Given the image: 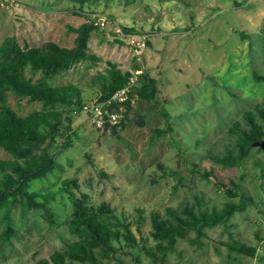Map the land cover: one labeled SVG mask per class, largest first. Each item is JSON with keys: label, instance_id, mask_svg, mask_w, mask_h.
Masks as SVG:
<instances>
[{"label": "rangeland", "instance_id": "rangeland-1", "mask_svg": "<svg viewBox=\"0 0 264 264\" xmlns=\"http://www.w3.org/2000/svg\"><path fill=\"white\" fill-rule=\"evenodd\" d=\"M68 5L65 0H0V46L13 36L24 47L55 42L74 48L78 32L71 25L93 23L88 48L99 58L81 60L49 81L78 84L90 105L100 93L94 76L106 73L113 62L143 79L155 78L156 95L151 101L135 95L131 110L106 130L83 113L70 145L58 137L51 147L56 167L32 181L30 189L49 198L61 222L52 226L43 208L14 207L18 237L0 248V262L35 264L65 249L75 239L64 221L74 212L72 190L86 192L96 204L111 202L153 247L152 210L166 214L169 206L183 210L185 203L199 205L200 200L211 210L240 201L205 176V170H213L229 185L234 181V189L239 187L251 204L235 211L227 224L207 227L204 246L192 243L195 233L190 232L165 260L140 252L137 261L136 253L126 250L112 264H264V148H252L242 165L216 159L231 144L234 121L264 99V82L253 75L255 69L264 73V0H100L86 13L70 11ZM144 34L149 39L142 49L137 41ZM27 74L37 80L42 73L28 68ZM7 93L22 115L42 107L41 101ZM71 108V114L80 111L77 105ZM156 128L166 131L155 133ZM11 158L0 145V159ZM2 216L0 211V241ZM234 240L257 246L256 254L232 250L228 243Z\"/></svg>", "mask_w": 264, "mask_h": 264}, {"label": "trees", "instance_id": "trees-1", "mask_svg": "<svg viewBox=\"0 0 264 264\" xmlns=\"http://www.w3.org/2000/svg\"><path fill=\"white\" fill-rule=\"evenodd\" d=\"M65 1H68L70 11L76 13H86L87 6L100 2ZM71 28L78 32V45L74 48L55 42L44 46L24 47L13 36H7L0 46V145L13 156L11 159H0V211L5 222L0 241L2 249L6 244L13 242L14 236L18 237L12 216L14 207L43 208L52 226L61 222L48 204L49 198L40 191L31 190L30 185L32 181L43 178L56 167L57 158L51 147L57 143L58 137H65V145H70L69 139L71 134L75 133L78 117L82 119L83 113L89 116L85 108L88 102L85 101L83 90L78 84H53L49 81L81 60L99 58L96 54L89 53L88 48L94 24L84 23L79 27L71 25ZM262 31L264 34V19ZM241 35L248 37L243 32ZM110 64L111 67L106 73L100 72L98 76H94L95 83L100 84V93L92 103L94 105L126 86L133 75L130 71L118 68L113 62ZM28 68L41 71L40 78L35 80L28 76ZM253 75L257 81L264 82V73L255 69ZM138 77L141 87L135 88L129 99L124 102L126 111L131 110L135 95L148 101L155 98L157 80L147 75L145 79L141 75ZM8 91H14L30 101H41L42 107L22 115L11 105ZM73 105L80 107L77 115L70 113ZM241 115L228 132L231 144L225 145L216 157L224 165H242L256 146L255 142L264 139V99ZM116 126H113V132L117 134ZM109 127L105 124L103 129ZM165 131L163 128H156L155 133ZM262 164L264 167V162ZM159 165L167 174L168 169L164 164L160 162ZM204 173L208 179L223 187L230 197L239 196L240 201H228L222 208L211 210L203 206L201 200L199 205L185 203L183 210L169 206L166 214L158 209L152 210L150 231L154 241L153 247L144 244L145 238L134 233L133 222L127 220L125 213L120 214L111 202L102 201L96 204L86 192L80 195L72 190L70 196L74 212L64 221L70 226L75 239L65 249H56L48 256L37 258L35 264H112L118 261L117 253L126 250L136 253L137 261L140 252H146L154 259L165 260L169 252L177 250L178 239L187 238L190 232L195 233L190 237V241L204 246L207 227L227 224L235 211L244 210L252 202L251 198L240 192L239 187L234 189L237 185L234 181L232 186L213 170H205ZM180 179L182 180L181 176ZM68 181L65 183H69ZM41 196L45 198L39 200L38 197ZM141 219L144 220L143 215ZM228 247L251 255H255L258 250L257 246L240 240L228 243ZM120 263L123 264V260ZM16 264L25 263L18 261Z\"/></svg>", "mask_w": 264, "mask_h": 264}, {"label": "built area", "instance_id": "built-area-1", "mask_svg": "<svg viewBox=\"0 0 264 264\" xmlns=\"http://www.w3.org/2000/svg\"><path fill=\"white\" fill-rule=\"evenodd\" d=\"M148 39V34L139 37V40L137 41L139 47L142 49L146 47ZM138 87H141L139 77L137 74H133L128 84L117 90L108 99L103 100L97 105H87L85 108L89 112V116L98 126H104L107 122H110L111 124L119 123L126 110L124 102L129 99L131 93H133L135 88Z\"/></svg>", "mask_w": 264, "mask_h": 264}, {"label": "water", "instance_id": "water-1", "mask_svg": "<svg viewBox=\"0 0 264 264\" xmlns=\"http://www.w3.org/2000/svg\"><path fill=\"white\" fill-rule=\"evenodd\" d=\"M107 126H110V122H107L106 124ZM255 145H261L263 148H264V139L263 140H260V141H257L255 142Z\"/></svg>", "mask_w": 264, "mask_h": 264}]
</instances>
